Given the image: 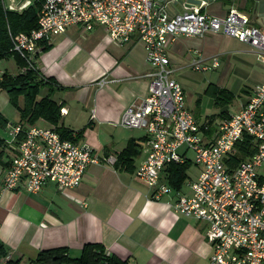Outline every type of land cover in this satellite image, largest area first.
I'll return each instance as SVG.
<instances>
[{
    "label": "crops",
    "instance_id": "1",
    "mask_svg": "<svg viewBox=\"0 0 264 264\" xmlns=\"http://www.w3.org/2000/svg\"><path fill=\"white\" fill-rule=\"evenodd\" d=\"M186 7V0H176L170 10ZM230 8L246 13L251 23L264 32V0H214L204 10L224 16ZM78 38L84 42H78ZM166 53L172 77L184 67L193 69L194 62L210 66L211 58L216 56L218 65L201 72L219 68L224 84L233 72L248 81L225 86L209 82L190 102L185 96L187 107L195 106V111L188 109L197 122L210 124L206 136L212 134V123L238 112L252 88L264 82V65L251 46L225 34L182 35L168 45ZM145 55L137 36L119 45L99 25L86 32L70 26L39 53V71L54 83L40 89L41 97L49 95L60 107L56 125L76 132L71 134L73 139L78 144H89L101 161L89 164L81 183L64 192L54 183H46L34 193L25 191L23 185L18 190H2L8 162L15 154L4 148L0 163V246L5 255H0V264H31L40 250L57 247L66 248L69 257L77 258L87 243L101 244L124 264H208L211 247L205 239V224L176 213L171 206L173 193L153 199L152 189L133 173L146 156L145 131L116 125L124 108L148 92L147 74L152 69ZM102 77L107 82L99 85L97 80ZM210 85L226 89L233 95L232 100L226 105L221 100L217 103L211 89L206 91ZM26 124L55 126L42 117ZM128 144L137 150L132 157V171L115 166L117 156ZM109 156L114 158L112 163L102 160ZM190 159L185 162L189 167L193 162ZM188 168L178 188L184 194L191 193L188 183L200 172L188 178ZM167 175L166 170L162 178Z\"/></svg>",
    "mask_w": 264,
    "mask_h": 264
},
{
    "label": "built area",
    "instance_id": "2",
    "mask_svg": "<svg viewBox=\"0 0 264 264\" xmlns=\"http://www.w3.org/2000/svg\"><path fill=\"white\" fill-rule=\"evenodd\" d=\"M33 1L2 0L6 8L16 11ZM38 1L37 26L11 36V51L24 61L21 71L38 70L39 53L70 26L86 32L99 25L119 45L137 36L152 69L147 74L148 92L129 103L116 123L146 133V156L134 175L152 189L153 199L173 193L171 206L176 213L205 224V239L211 247L208 264H264V82L252 88L238 112L212 125V134L206 136L210 124H199L188 109L166 53L179 36L220 33L249 44L264 65V32L246 13L230 8L224 16H215L204 10V2L173 12L170 7L176 0ZM217 65L214 56L210 66L194 62L193 69L205 71ZM106 82L105 77L97 80L99 85ZM6 131L5 145L15 154L8 162L2 190H18L23 185L25 191L34 193L46 183H54L64 192L81 183L89 164L101 161L89 144L73 139L76 132L66 138L55 126L24 122ZM245 136L253 139V153L236 164L227 163ZM188 151L200 172L188 183L191 193L184 194L162 176L172 163L191 160ZM102 160L112 163L114 158Z\"/></svg>",
    "mask_w": 264,
    "mask_h": 264
},
{
    "label": "trees",
    "instance_id": "3",
    "mask_svg": "<svg viewBox=\"0 0 264 264\" xmlns=\"http://www.w3.org/2000/svg\"><path fill=\"white\" fill-rule=\"evenodd\" d=\"M39 9L40 4L38 0H34L21 11L9 10L4 6L2 0H0V59L13 56L16 64L20 67V71L17 74L2 71L0 74V90L4 89L7 91L9 101L18 109L21 121L33 123L39 117H42L55 124L56 130L62 136L71 138V130H66L64 127L56 125L60 118V107L50 99L49 95L37 98L40 89L49 84L54 85L53 81L43 76L39 68L36 71L33 69H29L26 72L21 71L24 61L18 54L11 51V36L19 32H29L35 28L37 26ZM50 45H46L44 50L49 48ZM41 76L46 78L47 82ZM210 89L216 102L221 100L223 105H226L233 98V95L224 88L210 85L206 91L209 92ZM19 97L22 98L21 104L18 102ZM7 123L8 120L0 114V127L5 128ZM251 145H253V139L250 136H245L237 144L236 154L227 163L236 164L238 161L252 154L254 148ZM5 147L4 139L0 137V163H3L2 156ZM136 153L135 146L128 144L117 156L115 166L124 167L132 171V157ZM188 167V163H172L167 168L169 184L174 188H180L186 178V169ZM0 255H5L1 246ZM31 264H124V262L109 254L107 249L101 244L87 243L83 245L81 254L77 258L69 257L66 248L57 247L40 250Z\"/></svg>",
    "mask_w": 264,
    "mask_h": 264
},
{
    "label": "rangeland",
    "instance_id": "4",
    "mask_svg": "<svg viewBox=\"0 0 264 264\" xmlns=\"http://www.w3.org/2000/svg\"><path fill=\"white\" fill-rule=\"evenodd\" d=\"M79 40L80 38H78V42L80 43L84 42L83 39H81L80 41ZM0 71L1 72L7 71L11 74H17L20 71V67L16 64L15 58L13 56H10V57L0 59ZM176 73L173 76L177 79V81H179L182 84V87L185 90L184 93L186 96L187 103L190 102V100L195 99L197 95L202 92L203 88H205L209 82L220 83L221 85H224V86L228 85L227 83L232 85L233 83L240 82V81H243L244 83L248 82L245 79V77L240 76V75H235V73L233 72L230 75V78L228 79L229 82H225L224 84V82H220L219 68L216 71H211V72L207 71L204 73L201 71H195L191 69L190 67H184L180 71H176ZM42 95H43V91H40V95L38 96V98L41 97ZM18 102L19 104L22 103L21 97L18 98ZM188 107L189 109H192V111H195L194 104L192 105L188 104ZM213 110L209 109V111H213ZM0 114L8 120V123H7L8 125L6 128L0 127L1 137L3 136H6L5 138L8 137L6 130L8 129V127L13 126V124L18 123V122L26 123V121H21L18 109L15 108L10 103L9 98H8V93L4 89L0 90ZM39 124H43V123L40 121ZM212 125H214V123H212ZM187 155L189 158H193V153L191 151H188ZM199 169L200 167L195 166L192 162V165L187 170L188 178L195 177L198 174Z\"/></svg>",
    "mask_w": 264,
    "mask_h": 264
},
{
    "label": "water",
    "instance_id": "5",
    "mask_svg": "<svg viewBox=\"0 0 264 264\" xmlns=\"http://www.w3.org/2000/svg\"><path fill=\"white\" fill-rule=\"evenodd\" d=\"M213 1L214 0H186V3L190 4V5H194V4L199 5V4H201V2H204L208 5L209 3L213 2ZM260 6H262L261 3H260ZM259 9H261V8H259Z\"/></svg>",
    "mask_w": 264,
    "mask_h": 264
}]
</instances>
